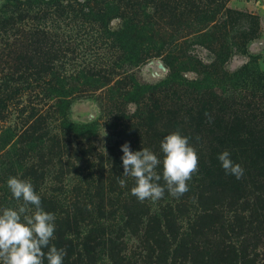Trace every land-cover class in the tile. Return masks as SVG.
<instances>
[{
    "label": "rangeland",
    "instance_id": "rangeland-1",
    "mask_svg": "<svg viewBox=\"0 0 264 264\" xmlns=\"http://www.w3.org/2000/svg\"><path fill=\"white\" fill-rule=\"evenodd\" d=\"M87 2L98 3L52 15L50 56L38 67L48 74L8 81L20 75L14 55L22 37L0 54V98L29 87L21 94H36L42 114L31 123L0 104V180H30L56 216L50 246L66 254L89 246L91 258H79L86 264H264V178L242 177L239 190H228L198 168L183 196L165 190L162 199L141 202L121 160L126 142L162 159L161 141L177 130L199 137L190 144L204 155L221 134L210 130L215 115L223 127L243 111L246 128H260L264 0ZM204 109L212 117L199 126L196 112ZM11 198V208L23 204ZM67 228L77 234L66 236Z\"/></svg>",
    "mask_w": 264,
    "mask_h": 264
},
{
    "label": "trees",
    "instance_id": "trees-1",
    "mask_svg": "<svg viewBox=\"0 0 264 264\" xmlns=\"http://www.w3.org/2000/svg\"><path fill=\"white\" fill-rule=\"evenodd\" d=\"M87 1L88 0H0V54L6 56L4 51L7 46L12 44L16 45V41L19 37H22L26 41L25 45L21 44L22 49L20 52L14 55V61L18 63L14 69L16 72H19L20 75L16 80L10 78L8 80L10 83H20V81L23 83L25 81L22 80L32 78L34 75H37L38 72H44V75L48 74L49 69L38 71V67L43 66L44 58L47 63L48 56H50V51L44 43L51 35L50 24L52 22V15L56 11L64 13L66 9L73 6L78 7L80 10L83 8L94 9L96 7L94 4L98 3L93 2L89 4ZM122 3H124V1H122ZM103 5L105 9L106 6L109 7L108 3H104ZM23 61H26V63H19ZM0 68L2 67L0 66ZM28 71L30 73L23 77ZM14 88L15 91L13 94H5L0 98V104L4 103L3 108H5L6 111L8 110L7 108L10 107L11 111L17 112L20 117L25 115L31 123L37 122L42 116V114L39 113V109L35 107L37 95L34 93L21 94L22 91L29 90V87ZM19 93L20 95H14ZM24 95L28 97L23 98ZM46 96H49V94ZM22 101H26L28 104L24 105ZM205 113H209V110L204 109L196 112L197 125L200 126L203 120L208 122L209 120L207 119L208 121H206V117H212L211 114L206 116ZM230 114L231 121L229 120L228 124L223 127L221 126L222 120L218 115H215V118L209 121L212 126L210 130L217 128L221 130V134L218 137L210 139L206 153L199 156V170L203 177L210 179L212 183L221 187H226L228 190H239L241 183L234 175L225 172L218 159V155L224 150H228L231 153L233 162L239 163L244 168V178L256 177L258 180L264 178V123H260V128L257 130H249L246 128L245 123H248L250 120L243 114V111L238 113L233 111ZM198 130L196 126L194 132H198ZM9 131H11V127L9 126L3 130L5 133ZM184 131L187 132L186 130ZM183 134L189 137L190 140H197L196 137L190 133ZM190 140L189 142H192ZM251 178L249 179L250 182L253 180ZM11 197L12 194L7 188V185L0 180V211L6 207H12L14 199ZM10 198L11 200H9ZM42 207L45 211H50V208ZM100 225L104 224L100 223ZM65 233L66 236L72 237L77 234V231L75 228H67ZM56 237H58V235L54 233V238ZM83 251H85L87 257L91 258L90 255L93 250L89 246L84 245ZM85 254L75 251V247L71 246L70 250L67 251V258L63 261V264H86V262H83V259H79L80 257L86 258ZM107 256L110 259L115 258L112 252ZM73 257H77L75 261H71ZM92 262L93 261H89V263Z\"/></svg>",
    "mask_w": 264,
    "mask_h": 264
},
{
    "label": "clouds",
    "instance_id": "clouds-1",
    "mask_svg": "<svg viewBox=\"0 0 264 264\" xmlns=\"http://www.w3.org/2000/svg\"><path fill=\"white\" fill-rule=\"evenodd\" d=\"M189 140L179 130L166 135L160 144L162 159L148 148L132 151L128 142L121 145L122 176L135 180L131 194L141 202H155L163 198L165 190L175 198L187 193L188 181L199 168L198 153ZM218 159L227 174L238 180L243 177L244 168L233 162L228 150L221 152ZM160 165L162 177L157 173ZM161 178L164 186L159 183ZM119 183L124 186L125 180L119 179ZM7 187L12 196L17 201L22 200L23 204L17 209L6 207L0 211V264H44L45 259L47 264H63L66 250L50 246L56 229V216L43 209L41 197L32 182L10 176ZM30 205L34 206V211ZM45 248L47 253L43 251Z\"/></svg>",
    "mask_w": 264,
    "mask_h": 264
}]
</instances>
